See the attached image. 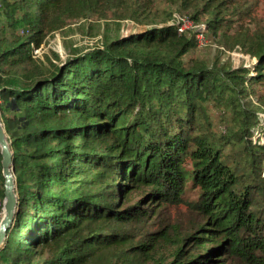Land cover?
I'll list each match as a JSON object with an SVG mask.
<instances>
[{
	"label": "trees",
	"instance_id": "16d2710c",
	"mask_svg": "<svg viewBox=\"0 0 264 264\" xmlns=\"http://www.w3.org/2000/svg\"><path fill=\"white\" fill-rule=\"evenodd\" d=\"M144 3L0 0V119L18 195L0 264H264V143L253 142L264 20L250 0L178 1L257 59L233 68L187 59L197 32L152 23ZM102 8L146 27L104 32L103 47L63 60L42 50ZM216 110L229 115L221 134Z\"/></svg>",
	"mask_w": 264,
	"mask_h": 264
},
{
	"label": "rangeland",
	"instance_id": "374dc122",
	"mask_svg": "<svg viewBox=\"0 0 264 264\" xmlns=\"http://www.w3.org/2000/svg\"><path fill=\"white\" fill-rule=\"evenodd\" d=\"M178 1L179 0H145L143 7L139 9V11H141L143 15H150L152 23L166 21L167 24H172V22L180 18L187 26L184 32L196 31L199 44L198 48L188 55L187 59L189 60H202L210 63L218 62L219 64L227 63L233 68H249L256 62L257 59L240 45L232 46L226 43L222 33L215 38L205 23L208 16L204 11L201 13L199 21H193L190 19V13L192 12L180 8ZM250 1L253 5L256 19L262 22L264 20V0ZM101 10L104 15L91 13L87 20H85L88 23H85L84 19L70 21L63 30L49 35L47 37L48 41L42 45V50L53 49L63 60L70 54L71 50L75 48L85 49L93 46L103 47L104 32L109 33L112 29H119L121 34L126 35L146 27L144 22L131 19L115 20L111 10H104V8ZM243 25L244 27H249V29H251L250 33H253L255 25L252 22H245ZM234 30V28L229 29L225 37L233 34ZM249 99L252 103H256V97L254 95H251ZM213 117L215 119L217 133L221 134L222 132H226L227 126H225V120L223 119L228 118L229 115L225 114L224 110H216L213 112ZM221 120H223L222 124ZM256 134L255 137H253V142L259 139L260 142L264 143V135L260 136L259 132H256ZM262 175L264 177V168Z\"/></svg>",
	"mask_w": 264,
	"mask_h": 264
},
{
	"label": "water",
	"instance_id": "95a60500",
	"mask_svg": "<svg viewBox=\"0 0 264 264\" xmlns=\"http://www.w3.org/2000/svg\"><path fill=\"white\" fill-rule=\"evenodd\" d=\"M0 154L2 156V176L4 178V199L2 211L4 216L0 222V251L6 243L7 235L13 226L18 209V195L15 178L13 152L8 141L5 127L0 119Z\"/></svg>",
	"mask_w": 264,
	"mask_h": 264
},
{
	"label": "built area",
	"instance_id": "2783aa9c",
	"mask_svg": "<svg viewBox=\"0 0 264 264\" xmlns=\"http://www.w3.org/2000/svg\"><path fill=\"white\" fill-rule=\"evenodd\" d=\"M172 24H175L178 27V31L180 33L184 32V30L187 28L186 23L180 18H178L175 22H172ZM39 53H40V49H36L34 51V54L36 55H38Z\"/></svg>",
	"mask_w": 264,
	"mask_h": 264
},
{
	"label": "bare ground",
	"instance_id": "6f19581e",
	"mask_svg": "<svg viewBox=\"0 0 264 264\" xmlns=\"http://www.w3.org/2000/svg\"><path fill=\"white\" fill-rule=\"evenodd\" d=\"M3 216H4V213H3ZM3 218V217H2ZM2 218H1V220H2ZM1 220H0V222H1Z\"/></svg>",
	"mask_w": 264,
	"mask_h": 264
}]
</instances>
